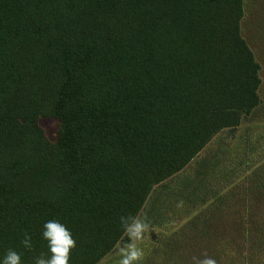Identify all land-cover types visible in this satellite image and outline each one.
Here are the masks:
<instances>
[{
	"label": "trees",
	"instance_id": "16d2710c",
	"mask_svg": "<svg viewBox=\"0 0 264 264\" xmlns=\"http://www.w3.org/2000/svg\"><path fill=\"white\" fill-rule=\"evenodd\" d=\"M244 16V0H0V264L9 249L22 264L50 256L49 220L76 240L69 264H99L158 188L192 208L223 197L204 193L208 161L193 165L261 104ZM41 118L57 121L54 142ZM222 207L193 217L199 248ZM261 207L249 204L235 247L223 235L196 255L176 234L169 264H223L233 248L235 264H264Z\"/></svg>",
	"mask_w": 264,
	"mask_h": 264
},
{
	"label": "rangeland",
	"instance_id": "374dc122",
	"mask_svg": "<svg viewBox=\"0 0 264 264\" xmlns=\"http://www.w3.org/2000/svg\"><path fill=\"white\" fill-rule=\"evenodd\" d=\"M244 2L245 16L241 25L242 35L252 49L260 67L261 104L233 133L223 131L218 134L208 145L204 154L197 159L198 164L194 162L193 167H199L204 161H208L207 166L210 167L206 171V179H203L201 183L205 189L204 193L211 188L223 195V197L209 196L204 206L222 202L221 212L224 216L222 219L215 217L207 226L208 231L205 234L199 233L198 236H204V243L202 242L204 247L212 245L219 236L223 235L229 244L234 239L235 243L232 245L235 247L239 239L234 237V231L239 227L242 215L248 217L249 204L256 211L258 206H262L261 212L264 213V0H244ZM259 26H262L263 30H259ZM39 125L48 140L54 142L58 127L57 121L52 118H41ZM158 190V193L150 198L147 208L138 218L148 225L142 240L136 242L137 247L143 251L139 264H169L170 255L177 254V252L171 254L175 253L174 242L176 244L178 241L176 234H180V239H187L186 242L180 244L187 247V252L196 255L203 252L204 247L196 246L198 241L193 237V232L196 230H192V222L193 217L201 215L204 207L192 208L191 200L186 198V194L176 198L170 196V192L168 194L160 188ZM246 190L247 194H245ZM157 212L160 214L156 217ZM155 217L156 225L150 226L149 222H153ZM126 246L118 245L99 264H119L121 250ZM229 251L232 253L228 256L225 255L226 253L223 255V258L227 257L224 258L223 264H230V262L235 264L236 258L239 259L234 248ZM218 255L219 253L216 257H219ZM212 258L215 259L214 256Z\"/></svg>",
	"mask_w": 264,
	"mask_h": 264
},
{
	"label": "clouds",
	"instance_id": "9594fccd",
	"mask_svg": "<svg viewBox=\"0 0 264 264\" xmlns=\"http://www.w3.org/2000/svg\"><path fill=\"white\" fill-rule=\"evenodd\" d=\"M122 227L125 229L131 243L121 250L119 264H139L143 256V251L137 247V241L142 240L143 234L148 228L147 223L135 217H121ZM22 241L26 249H32L31 237L28 233L24 234ZM42 236L48 241L50 256L41 253L34 264H69L71 252L76 247V240L71 231L62 223L56 220H49L44 224ZM2 264H22L21 254L9 249L2 261ZM193 264H217V261L203 254V258L193 257Z\"/></svg>",
	"mask_w": 264,
	"mask_h": 264
}]
</instances>
